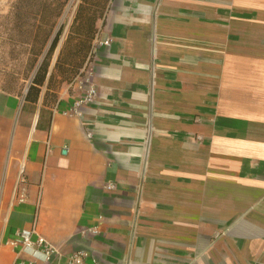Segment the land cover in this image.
<instances>
[{
  "label": "crops",
  "instance_id": "obj_1",
  "mask_svg": "<svg viewBox=\"0 0 264 264\" xmlns=\"http://www.w3.org/2000/svg\"><path fill=\"white\" fill-rule=\"evenodd\" d=\"M45 69L0 90V264H264V0H78Z\"/></svg>",
  "mask_w": 264,
  "mask_h": 264
},
{
  "label": "rangeland",
  "instance_id": "obj_2",
  "mask_svg": "<svg viewBox=\"0 0 264 264\" xmlns=\"http://www.w3.org/2000/svg\"><path fill=\"white\" fill-rule=\"evenodd\" d=\"M43 3L45 18L40 22L32 41L35 26L25 24V15L30 9L28 3ZM78 0H0V90L13 94H25L28 88L41 84L45 77L36 75L49 44L60 29L55 46L64 24ZM39 5V4H38ZM20 13L21 21L13 12ZM31 23L33 20L30 18ZM23 22L22 24H20ZM55 48V47H54ZM50 59V58H49Z\"/></svg>",
  "mask_w": 264,
  "mask_h": 264
},
{
  "label": "built area",
  "instance_id": "obj_3",
  "mask_svg": "<svg viewBox=\"0 0 264 264\" xmlns=\"http://www.w3.org/2000/svg\"><path fill=\"white\" fill-rule=\"evenodd\" d=\"M110 39H101L99 37V32H96L90 47L89 56L81 68V70L76 74V76L70 81V85L79 83L82 86H85L84 93L76 98L72 106L63 111L64 115H77L78 108L84 104L91 103L97 95L96 87L94 82L91 80L92 77V63L91 59L96 53V48L98 45H108ZM53 110H56L54 106ZM23 173V167L20 169V174ZM105 188L107 190L114 189L112 183H108ZM92 233L95 232L94 229L88 230ZM36 233L34 226L28 230L18 231L15 235V238L9 241V244L12 246L21 245L23 249L29 250L32 255L38 254L42 261H48L51 254L56 250L55 246L47 241L43 236L36 235L35 238H32V235ZM86 253L82 250L72 252L67 260V264H84ZM14 264H33L31 260H17Z\"/></svg>",
  "mask_w": 264,
  "mask_h": 264
},
{
  "label": "trees",
  "instance_id": "obj_4",
  "mask_svg": "<svg viewBox=\"0 0 264 264\" xmlns=\"http://www.w3.org/2000/svg\"><path fill=\"white\" fill-rule=\"evenodd\" d=\"M33 5H35V4H33V3L31 4L30 2L28 3V6H29L30 9H28L29 11L25 15L23 14L24 17H22V18H25V17L27 18V19H25V24L29 23V25H30L29 27H34L35 26L34 34L32 35V41L35 38V34H36L37 29L40 26L39 25L40 22L45 18V14L43 13L44 4L43 3H37V1H36V7L35 8L32 7ZM14 15H16L18 17V20L21 19L20 13L18 11H16V12L14 11L12 13V16H14ZM30 18L33 20L31 23L28 21V19H30ZM22 23L23 22H21L20 24H22ZM59 32H60V29L53 36V38H52V40H51V42L49 44L48 50L46 52V55H45L44 59L42 60L41 64L39 65L34 77L36 75L38 76L41 73L43 74V72L45 70V66L48 64L49 58H50V56H51V54H52V52L54 50L55 43L57 41Z\"/></svg>",
  "mask_w": 264,
  "mask_h": 264
},
{
  "label": "water",
  "instance_id": "obj_5",
  "mask_svg": "<svg viewBox=\"0 0 264 264\" xmlns=\"http://www.w3.org/2000/svg\"><path fill=\"white\" fill-rule=\"evenodd\" d=\"M63 153H64V150H63Z\"/></svg>",
  "mask_w": 264,
  "mask_h": 264
}]
</instances>
